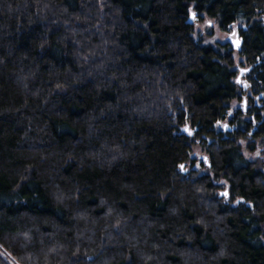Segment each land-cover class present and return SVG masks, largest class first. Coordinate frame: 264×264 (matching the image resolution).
Listing matches in <instances>:
<instances>
[{
  "label": "trees",
  "instance_id": "trees-1",
  "mask_svg": "<svg viewBox=\"0 0 264 264\" xmlns=\"http://www.w3.org/2000/svg\"><path fill=\"white\" fill-rule=\"evenodd\" d=\"M0 264H264V0H0Z\"/></svg>",
  "mask_w": 264,
  "mask_h": 264
},
{
  "label": "rangeland",
  "instance_id": "rangeland-1",
  "mask_svg": "<svg viewBox=\"0 0 264 264\" xmlns=\"http://www.w3.org/2000/svg\"><path fill=\"white\" fill-rule=\"evenodd\" d=\"M212 26V23L209 22L207 25L205 26H199L197 27L200 31L199 33H206V34H209L211 31L209 30L210 27ZM209 30V31H208ZM232 39L233 41L235 40V37L232 36ZM212 40L216 43H225L226 41L229 40V35H224V34H221L217 29L213 31V38ZM2 255L5 257V259H7L10 263L12 262L10 257L4 253H2Z\"/></svg>",
  "mask_w": 264,
  "mask_h": 264
},
{
  "label": "water",
  "instance_id": "water-1",
  "mask_svg": "<svg viewBox=\"0 0 264 264\" xmlns=\"http://www.w3.org/2000/svg\"><path fill=\"white\" fill-rule=\"evenodd\" d=\"M192 19V16H191ZM242 46V40L238 38V34L235 37V40L232 43V49L233 50H240ZM244 71H248V69H243L241 72V75L243 74Z\"/></svg>",
  "mask_w": 264,
  "mask_h": 264
},
{
  "label": "flooded vegetation",
  "instance_id": "flooded-vegetation-1",
  "mask_svg": "<svg viewBox=\"0 0 264 264\" xmlns=\"http://www.w3.org/2000/svg\"><path fill=\"white\" fill-rule=\"evenodd\" d=\"M228 43L232 45V43H233L232 35L229 36ZM240 72H241V71H240ZM238 81H240L239 78H238Z\"/></svg>",
  "mask_w": 264,
  "mask_h": 264
}]
</instances>
